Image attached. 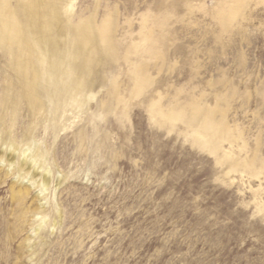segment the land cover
Here are the masks:
<instances>
[{
  "label": "rangeland",
  "instance_id": "374dc122",
  "mask_svg": "<svg viewBox=\"0 0 264 264\" xmlns=\"http://www.w3.org/2000/svg\"><path fill=\"white\" fill-rule=\"evenodd\" d=\"M0 264H264V0H0Z\"/></svg>",
  "mask_w": 264,
  "mask_h": 264
},
{
  "label": "bare ground",
  "instance_id": "6f19581e",
  "mask_svg": "<svg viewBox=\"0 0 264 264\" xmlns=\"http://www.w3.org/2000/svg\"><path fill=\"white\" fill-rule=\"evenodd\" d=\"M207 116H208V114H207ZM214 117V116H213ZM209 119V118H208ZM212 119V118H211ZM211 119L210 120H208V124H211L209 121H211ZM212 122V121H211ZM213 123V122H212ZM214 125V124H213ZM213 125L211 124L210 125V127H212L211 128V130L213 129ZM209 128V127H208ZM207 128V129H208ZM215 128V127H214ZM210 129V128H209ZM227 129V128H226ZM214 130H216V129H214ZM217 131V130H216ZM32 147H29V149H31ZM33 156V161L32 162H37L38 160H42L43 158H44V154L42 153V152H36L35 154H33L32 155ZM32 162H31V164H32ZM47 183H48V177H45V179H44V181H43V184H42V187H41V191L43 190V188L47 185ZM29 189V187H26V190H28ZM25 195V194H24ZM23 196V195H22ZM39 229V227L37 226L36 228H34V232H36L37 230Z\"/></svg>",
  "mask_w": 264,
  "mask_h": 264
}]
</instances>
